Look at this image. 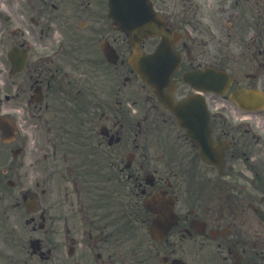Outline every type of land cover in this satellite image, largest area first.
Listing matches in <instances>:
<instances>
[{
    "label": "flooded vegetation",
    "instance_id": "af4514ba",
    "mask_svg": "<svg viewBox=\"0 0 264 264\" xmlns=\"http://www.w3.org/2000/svg\"><path fill=\"white\" fill-rule=\"evenodd\" d=\"M150 2L178 35L175 99H204L211 163L152 98L132 138L125 89L105 94L88 79L124 68L108 0L0 1L13 22L3 44L27 53L13 75L0 59V125L14 133L0 143V234L28 229L20 248L0 251L6 264H264V0ZM4 32L1 23L0 42ZM100 44L115 63L98 58ZM206 68L228 76L221 95L184 83L189 73L201 84ZM243 90L256 110L231 99ZM159 192L176 214L163 238L143 207Z\"/></svg>",
    "mask_w": 264,
    "mask_h": 264
},
{
    "label": "water",
    "instance_id": "95a60500",
    "mask_svg": "<svg viewBox=\"0 0 264 264\" xmlns=\"http://www.w3.org/2000/svg\"><path fill=\"white\" fill-rule=\"evenodd\" d=\"M110 5L113 8L112 15L118 22L120 29L128 31L134 38L141 37L146 34H150V29L153 28L156 20L153 19L152 14H145L140 6L126 5L125 0H110ZM157 18H159L157 16ZM155 32H160V29L155 25ZM161 33V32H160ZM170 50L168 42L162 41L154 54L141 58L138 60L136 50L132 57V62L141 73V76L147 80L152 86L154 92L159 95L161 92V86H168L163 84L164 80L169 82L170 76L173 73L174 61L170 57ZM138 64L140 66H138ZM162 86V87H163ZM159 97V96H158ZM164 103L170 109H174L171 100L163 99Z\"/></svg>",
    "mask_w": 264,
    "mask_h": 264
},
{
    "label": "rangeland",
    "instance_id": "374dc122",
    "mask_svg": "<svg viewBox=\"0 0 264 264\" xmlns=\"http://www.w3.org/2000/svg\"><path fill=\"white\" fill-rule=\"evenodd\" d=\"M1 12H4L5 10H0ZM6 12V11H5ZM11 24V23H10ZM10 28H11V25H9L8 27H7V30L4 32V35L6 36V38H7V36H8V34H9V30H10ZM7 39H5V40H3L2 42H0V45H2L5 41H6ZM8 46H9V44H3V47H4V50H6V48H8ZM1 47V46H0ZM134 85H135V83H133V82H131L129 85H127V88L129 89V91H130V94H131V96L135 93L134 92ZM3 242V239H1L0 238V243H2ZM6 247L8 248L9 246H7V245H1L0 246V248L2 249V250H6ZM3 260L0 258V264H3V262H2Z\"/></svg>",
    "mask_w": 264,
    "mask_h": 264
}]
</instances>
